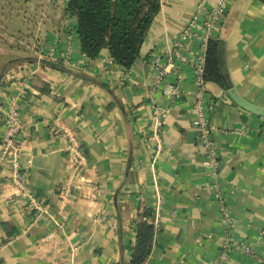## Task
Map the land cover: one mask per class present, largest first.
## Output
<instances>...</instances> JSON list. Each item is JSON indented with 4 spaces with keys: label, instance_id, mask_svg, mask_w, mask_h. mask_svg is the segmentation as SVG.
<instances>
[{
    "label": "crops",
    "instance_id": "obj_1",
    "mask_svg": "<svg viewBox=\"0 0 264 264\" xmlns=\"http://www.w3.org/2000/svg\"><path fill=\"white\" fill-rule=\"evenodd\" d=\"M219 1L160 0L140 57L126 70L107 50L95 60L82 54L77 20L64 16L69 0H0L2 37H13L8 23L17 17L14 44L5 43L15 53L0 58V143L3 115L14 107L25 126L17 162L29 175L25 194L12 182L15 160L0 164V264H132L142 223L153 227L143 264L264 263V118L205 83L216 170L192 126L204 17ZM38 7L44 24L29 28ZM41 33L43 51L54 45L67 58L64 71L42 60ZM210 39L224 43L237 92L264 109V0H231ZM175 50L184 63L159 79ZM157 109L166 112L160 153ZM56 125L79 142L82 168L69 162V140Z\"/></svg>",
    "mask_w": 264,
    "mask_h": 264
},
{
    "label": "trees",
    "instance_id": "obj_2",
    "mask_svg": "<svg viewBox=\"0 0 264 264\" xmlns=\"http://www.w3.org/2000/svg\"><path fill=\"white\" fill-rule=\"evenodd\" d=\"M160 8V0H69L66 13L77 20V35L84 56L95 60L107 50L115 65L130 70L140 57L146 35ZM224 51L221 40L207 41L202 78L205 83H214L226 90L225 79L229 75ZM46 64L64 71L60 63L46 61ZM152 238L153 227L140 224L132 264L146 261Z\"/></svg>",
    "mask_w": 264,
    "mask_h": 264
},
{
    "label": "built area",
    "instance_id": "obj_3",
    "mask_svg": "<svg viewBox=\"0 0 264 264\" xmlns=\"http://www.w3.org/2000/svg\"><path fill=\"white\" fill-rule=\"evenodd\" d=\"M230 2L231 0H220L215 9L210 10L205 14L204 28L206 30V37L208 40L211 37V31L214 29L215 25L223 19L226 8ZM194 27L195 22L193 21L184 31L183 38L190 36ZM207 41H204V51L206 50ZM177 48H180V46H177ZM204 56L205 53L196 67V82L200 87V91L196 97V103L194 106L195 118L192 122V126L196 131L200 148L205 151V157L207 159L205 164L211 165L216 170L218 168V162L216 149L211 136L213 128L211 126L209 116L205 111L204 101L202 98L205 85L202 78L205 59ZM184 61L185 60L181 57L179 51L175 50L173 54L169 53L161 67L159 79H165L166 76L179 72L181 64L184 63ZM156 62L158 63V59ZM64 63L67 64V61ZM153 116L156 131L155 138L157 139V152L160 153L163 150L160 135L162 128L165 125L166 112L161 109H157L154 111ZM2 120L4 123V131L2 133L0 143V164L6 165L7 161L11 158L15 160L11 166L12 182L21 192L26 194L29 179L28 171L17 162L19 158L18 156L21 153L22 134L25 126L20 114L14 107H10L6 111ZM54 131L57 135L62 137L64 136L69 140V146L67 148L69 162L73 163L76 169L82 168L84 166V152L75 136L58 125L54 127ZM29 199L32 204L35 203V198L32 195H30ZM246 251L250 253L249 250Z\"/></svg>",
    "mask_w": 264,
    "mask_h": 264
},
{
    "label": "rangeland",
    "instance_id": "obj_4",
    "mask_svg": "<svg viewBox=\"0 0 264 264\" xmlns=\"http://www.w3.org/2000/svg\"><path fill=\"white\" fill-rule=\"evenodd\" d=\"M18 5H19L18 2H14L13 3V7L14 8H17ZM40 7H38L39 10L37 9L38 11L36 12V14H33L31 16H27V24H28V27L29 28L38 27L39 24L40 25L44 24L45 17L43 16V13H42V10L40 9ZM6 10L8 11V9H6ZM15 16L16 15L14 14V20L11 23H8V26L12 28L11 29V33L13 34V37H11L10 33H8V35H5L4 37H2V35L0 33V39L2 40V41L0 40V58H1V56H4V57L5 56H10V55H12V54L15 53V52L13 53L12 51H10V48L8 46V45H13L14 44V38H15V34L16 33L13 32V28H15V26L17 24V17H15ZM64 16L65 17L69 16L66 13V9L64 11ZM35 24H36V26H35ZM44 28L45 27H43V29ZM29 30H31V29H29ZM44 34L45 33H43V34L41 33V36L42 37L39 36L41 46H39L37 48V50L41 53L40 55L43 58L42 60H45V61H48V62H55V63H64L65 61H67V58H65L64 55H62V58L63 59H61V60L59 59V58H61V56L59 57V56H56L55 55V52L57 51V49H56V47H54V45L50 49L48 47L49 52L48 51H45V50L44 51L42 50V49H45L46 48V46H44L45 42H43V41H45ZM26 36H30V33H27ZM5 43L8 44V45H5ZM39 49H41V50H39ZM66 52H67V50H66Z\"/></svg>",
    "mask_w": 264,
    "mask_h": 264
},
{
    "label": "water",
    "instance_id": "obj_5",
    "mask_svg": "<svg viewBox=\"0 0 264 264\" xmlns=\"http://www.w3.org/2000/svg\"><path fill=\"white\" fill-rule=\"evenodd\" d=\"M226 93L230 100L238 106L241 110L253 114L255 116L264 118V109L259 108L248 101H246L241 95L237 92L230 78L225 79Z\"/></svg>",
    "mask_w": 264,
    "mask_h": 264
}]
</instances>
